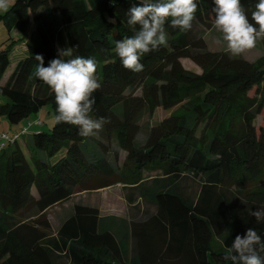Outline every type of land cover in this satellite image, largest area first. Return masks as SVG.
Returning a JSON list of instances; mask_svg holds the SVG:
<instances>
[{
  "label": "trees",
  "instance_id": "obj_1",
  "mask_svg": "<svg viewBox=\"0 0 264 264\" xmlns=\"http://www.w3.org/2000/svg\"><path fill=\"white\" fill-rule=\"evenodd\" d=\"M138 2L15 0L10 16L0 15L9 33L18 32L0 46V116L11 126L35 116L11 142H0V264H231L224 257L237 235L255 228L264 236V221L249 215L264 206V39L255 61L209 50L192 29L215 26V5L197 0L192 28L166 25L167 44L141 58L143 71L132 72L114 49L132 35L126 13ZM242 4L250 15L255 0ZM17 41L23 42L15 51ZM67 48L97 61L101 86L92 116L105 118L101 138L55 120L49 132L21 141L30 127L43 126L45 107L57 114L54 92L35 75V56L47 66ZM182 59L201 73L186 70ZM176 107L180 112L138 142L147 116ZM104 139L123 150L122 164L121 151H110ZM146 171L167 181L197 177L200 194L190 201L169 184L149 191ZM118 184L143 191L154 212L116 230L97 208L76 204L52 235L50 208Z\"/></svg>",
  "mask_w": 264,
  "mask_h": 264
},
{
  "label": "clouds",
  "instance_id": "obj_2",
  "mask_svg": "<svg viewBox=\"0 0 264 264\" xmlns=\"http://www.w3.org/2000/svg\"><path fill=\"white\" fill-rule=\"evenodd\" d=\"M213 3L215 27L233 55L254 48L258 40L264 39V0H255L250 15L242 0H213ZM9 6L10 0H0V13H6ZM197 9V0H139L133 4L126 13L132 35L115 43L114 51L122 66L132 72L143 71L141 58L167 44L166 25L190 30ZM58 56L47 66L42 56H35L36 77L55 94V120L78 126L82 137L95 136L106 123L104 117L92 116L96 103L93 93L101 86L96 76L97 61L74 55L73 48L60 50ZM249 215L257 223L264 221V206ZM228 251L230 255L224 259L231 264H264V236L257 229L248 228L243 236H236Z\"/></svg>",
  "mask_w": 264,
  "mask_h": 264
},
{
  "label": "rangeland",
  "instance_id": "obj_3",
  "mask_svg": "<svg viewBox=\"0 0 264 264\" xmlns=\"http://www.w3.org/2000/svg\"><path fill=\"white\" fill-rule=\"evenodd\" d=\"M14 3L15 0H10L9 10L6 13H0V15H6L9 17L10 14H8V12ZM192 30L196 36H202L204 38L209 50L229 51L226 42L223 41L222 33L216 29L215 26L211 29H207L195 24L193 25ZM14 31L15 27L12 29V33ZM8 39L9 30L2 21L0 22V46L9 42ZM22 42L23 41H17L16 45L18 47H15L13 50L18 51L22 46ZM262 52L263 47L258 40L254 48L246 50L240 55H232L243 57L248 61H255ZM181 63L186 70L194 73H201L200 68L189 59H182ZM176 112H180L179 107L169 110L158 108L151 116H147L141 122V131L138 137V142L143 143L148 136L150 128L158 125L164 119ZM34 118L35 116H31L28 120L20 123V125L11 126L5 117L0 116V142L8 144V137L12 138L14 134H20L24 127L29 126L28 121H32ZM40 118L44 122L43 126L30 127L28 136H19L21 141L38 131L49 132L52 129L55 119L50 107H45L43 109ZM95 136L97 139L101 138L99 134ZM103 142L109 145L110 151H121L120 163L122 164L125 154L122 152L123 150L117 146L116 141L109 142L104 139ZM24 150L28 151V148L24 147ZM143 181L145 189L149 191L157 190L165 184L173 185L180 195L188 198L190 201H195L201 190V180L192 175L185 176L176 181H167L160 171H146L143 175ZM142 192L143 191L133 192L132 189L124 187L123 184H118L102 190L76 193L70 200L60 203L47 211L46 215L52 228V235H56L61 222L72 212L73 207L76 204H83L97 208L105 225L111 226L116 230L119 228L125 229L124 224H129L132 220H143L146 218L147 213L154 212L152 205L146 203L145 199L142 197ZM130 198L133 200L130 201Z\"/></svg>",
  "mask_w": 264,
  "mask_h": 264
},
{
  "label": "crops",
  "instance_id": "obj_4",
  "mask_svg": "<svg viewBox=\"0 0 264 264\" xmlns=\"http://www.w3.org/2000/svg\"><path fill=\"white\" fill-rule=\"evenodd\" d=\"M10 35H12L13 37H17L18 36V32L16 31V29H15V31L12 33V31L9 33V36ZM24 54V51L23 52H21V55H23Z\"/></svg>",
  "mask_w": 264,
  "mask_h": 264
},
{
  "label": "built area",
  "instance_id": "obj_5",
  "mask_svg": "<svg viewBox=\"0 0 264 264\" xmlns=\"http://www.w3.org/2000/svg\"><path fill=\"white\" fill-rule=\"evenodd\" d=\"M26 132H27V131L25 130L23 133H26ZM18 137H19V136H18ZM9 138H10V137H8V141L11 142Z\"/></svg>",
  "mask_w": 264,
  "mask_h": 264
}]
</instances>
